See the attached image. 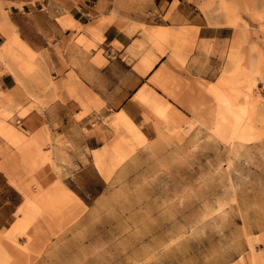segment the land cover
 Here are the masks:
<instances>
[{"label":"rangeland","instance_id":"374dc122","mask_svg":"<svg viewBox=\"0 0 264 264\" xmlns=\"http://www.w3.org/2000/svg\"><path fill=\"white\" fill-rule=\"evenodd\" d=\"M189 1L208 24L232 29L216 70L211 69L208 80L187 73L184 65L194 38L186 27L184 33L175 29L174 37L148 39L161 55H169L160 78L150 81L156 89L151 93L167 105L165 113L156 114L142 100L145 112L136 125L147 141L133 142L124 129L109 125L112 137L104 145L122 137L125 142L106 160L79 153L77 186L68 184L72 171L56 164L50 153L31 157L19 171L25 183L19 188L30 193L37 211L25 230L12 231L22 216L18 209L14 222L0 232V264H223L226 257L237 259L235 250L221 249L226 230L214 226L216 214L204 215L222 197L224 166L214 119L217 102L208 88L227 70L221 90L241 107L242 92L254 83L252 93L259 99L247 106V114L264 110V0ZM139 28L145 35L142 24ZM34 69H24L23 75L31 76ZM253 162L243 167L264 168V157ZM34 180L36 188L30 184ZM255 185V198L246 199L243 216L258 240L256 250L264 253V188ZM242 226L235 217V227Z\"/></svg>","mask_w":264,"mask_h":264},{"label":"crops","instance_id":"0c3cea01","mask_svg":"<svg viewBox=\"0 0 264 264\" xmlns=\"http://www.w3.org/2000/svg\"><path fill=\"white\" fill-rule=\"evenodd\" d=\"M195 11L189 0H0V124L14 132L0 129V232L23 202L19 171L31 157L50 153L77 186L78 154L112 137V116L141 121L142 95L156 91L150 81L169 54L154 49L139 24L186 27L194 39L184 68L208 80L232 29ZM24 69L34 70L25 77Z\"/></svg>","mask_w":264,"mask_h":264},{"label":"bare ground","instance_id":"6f19581e","mask_svg":"<svg viewBox=\"0 0 264 264\" xmlns=\"http://www.w3.org/2000/svg\"><path fill=\"white\" fill-rule=\"evenodd\" d=\"M143 29L145 36L151 41H161L169 37H174L175 31H177L174 27L160 25H143ZM178 30L180 33H184V28L179 27ZM16 43L27 50L19 41L16 40ZM145 64L147 70L152 69L154 64L153 58H146ZM226 80L227 70L222 73L216 82L209 84L210 86L208 88L213 91L214 99L217 102L214 110V119L216 128L221 131L220 142L222 143V162L224 166L222 165L223 170H221L223 172L222 197L216 201V206L211 209L212 211L204 215L212 216L216 214V217L213 219L214 226L226 230V233L220 241L221 249L225 251L233 249L235 250L234 253L238 255L237 259L233 261H226L225 259L227 257L224 255L226 258H224L225 263L223 264H263L264 253L256 250L255 247L258 240L252 237L251 232L245 226L246 221L243 212L247 206L246 199L255 198V184L258 183L260 188H264V168L260 169L257 166L243 167V165H255L253 160L257 156L264 157V110H260L258 113L247 114V106L256 105L259 99L258 95L252 93L254 83L247 84L242 92L244 105L239 107L233 102L230 95L221 90ZM142 98L154 106L153 108L156 114L163 115L165 113L167 105L155 94L151 92L143 94ZM110 124L124 129L133 142L144 144L147 141V138L139 127L124 112L114 114L110 119ZM0 129L8 136L14 134L12 128L4 123L0 124ZM216 136L218 137V135ZM14 138H18V136L15 134ZM120 140L116 143L106 144L99 149L93 150L94 160L96 162L106 160L110 155H113L119 147V143L125 142L124 137ZM249 178H253V182L251 180L249 181ZM33 182L34 185L35 183L39 184L38 181L34 180ZM65 192L73 200L80 203L79 198L72 191L66 190ZM23 194L25 200L18 208L22 216H18V219L12 225V231L25 230L32 222L35 216L34 213L37 211V208L30 198V193L26 191ZM235 217H239L242 220L243 226L241 229H239L240 227H235ZM261 228L264 230V225H261ZM179 237L180 235L173 238ZM2 252L3 249L0 246V257L2 256ZM221 257L219 256V258ZM16 264H45V261H17Z\"/></svg>","mask_w":264,"mask_h":264}]
</instances>
